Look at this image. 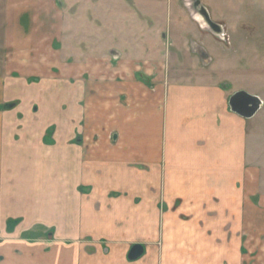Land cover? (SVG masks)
<instances>
[{
	"label": "crops",
	"instance_id": "obj_1",
	"mask_svg": "<svg viewBox=\"0 0 264 264\" xmlns=\"http://www.w3.org/2000/svg\"><path fill=\"white\" fill-rule=\"evenodd\" d=\"M159 1L0 0V264H264V106L99 33Z\"/></svg>",
	"mask_w": 264,
	"mask_h": 264
},
{
	"label": "rangeland",
	"instance_id": "obj_2",
	"mask_svg": "<svg viewBox=\"0 0 264 264\" xmlns=\"http://www.w3.org/2000/svg\"><path fill=\"white\" fill-rule=\"evenodd\" d=\"M158 5L159 9L131 7L129 11L118 4L111 10L113 19L106 23L111 32L101 30L99 33L110 34V42L115 39V48L126 47L125 50H132L129 51L132 54H136L134 49H141L144 56L136 61L133 57L132 67L140 64L148 73L160 69L166 79L176 81L197 82L207 78L230 91L245 90L264 98V0H202L213 23L222 27L221 36L207 26L200 10L192 9L190 0L172 3L160 0ZM103 12L109 13L105 7ZM128 17L136 37L132 41L126 36L128 34L124 40V29L129 30ZM203 52L209 59L204 61ZM144 80L151 81L150 78ZM18 95L15 102L22 107L34 99L27 90ZM39 106L34 105V110ZM14 107L12 103L4 109ZM263 115L264 107L256 117ZM258 123L263 124L261 129L264 130V117ZM260 145L262 164L264 143Z\"/></svg>",
	"mask_w": 264,
	"mask_h": 264
},
{
	"label": "water",
	"instance_id": "obj_3",
	"mask_svg": "<svg viewBox=\"0 0 264 264\" xmlns=\"http://www.w3.org/2000/svg\"><path fill=\"white\" fill-rule=\"evenodd\" d=\"M194 9L200 10L201 15L204 17V22L212 29L213 33L221 34V27L213 23L210 18V13L206 7L201 5V0H194ZM221 36V35H220ZM201 57L205 60L209 59L205 53H201ZM229 106L233 113L239 115L243 119H252L263 107L262 100L254 95H251L245 91H240L232 95L229 99ZM144 247L141 245L134 246L129 253V260L136 261L144 255Z\"/></svg>",
	"mask_w": 264,
	"mask_h": 264
},
{
	"label": "flooded vegetation",
	"instance_id": "obj_4",
	"mask_svg": "<svg viewBox=\"0 0 264 264\" xmlns=\"http://www.w3.org/2000/svg\"><path fill=\"white\" fill-rule=\"evenodd\" d=\"M191 1V3H192V9H193V2H194V0H190ZM201 5H202V0H201ZM209 9V8H208ZM208 26V25H207ZM209 27V26H208ZM210 28V27H209ZM221 30H222V27H221ZM215 34V33H214ZM215 35H217V34H215ZM221 34L219 33L217 36H220Z\"/></svg>",
	"mask_w": 264,
	"mask_h": 264
}]
</instances>
